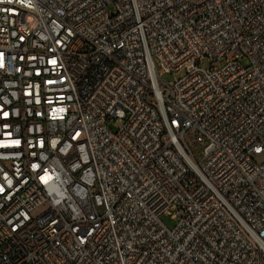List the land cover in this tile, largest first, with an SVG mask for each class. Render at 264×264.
<instances>
[{
	"label": "built area",
	"instance_id": "obj_1",
	"mask_svg": "<svg viewBox=\"0 0 264 264\" xmlns=\"http://www.w3.org/2000/svg\"><path fill=\"white\" fill-rule=\"evenodd\" d=\"M0 264H264V0H0Z\"/></svg>",
	"mask_w": 264,
	"mask_h": 264
},
{
	"label": "rangeland",
	"instance_id": "obj_2",
	"mask_svg": "<svg viewBox=\"0 0 264 264\" xmlns=\"http://www.w3.org/2000/svg\"><path fill=\"white\" fill-rule=\"evenodd\" d=\"M203 65L204 66H208L209 65V63L205 60L204 62H203ZM174 74L173 73H164L163 75H162V78H163V80H165V81H171V80H173L174 79ZM201 146V145H200ZM199 146L198 145H193V149H194V151L196 152V155H197V158H200V153H199ZM161 219H162V221H163V223L165 224V225H167V226H169V227H172L173 226V224L175 223V220L170 216V215H168V214H164V215H162V217H161Z\"/></svg>",
	"mask_w": 264,
	"mask_h": 264
}]
</instances>
